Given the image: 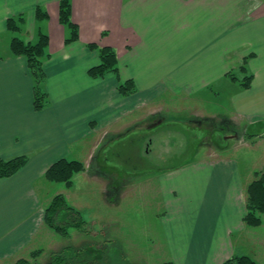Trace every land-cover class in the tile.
<instances>
[{
	"label": "crops",
	"instance_id": "1",
	"mask_svg": "<svg viewBox=\"0 0 264 264\" xmlns=\"http://www.w3.org/2000/svg\"><path fill=\"white\" fill-rule=\"evenodd\" d=\"M70 1L79 38L66 44L70 32L59 20L60 0H0V160L28 158L16 174L0 179V264L21 258L46 227L53 197L65 194L39 192L53 164L82 157L86 174L109 137L129 133L137 123L153 131L146 146L151 155L163 128L159 125L179 121L167 117L164 104L227 97L224 116H194L185 123L213 130L223 120L229 127L226 134L242 145L248 146L250 130L264 140V0ZM38 7L47 13L45 20H36ZM18 15L26 19L22 40L37 41L39 31L50 40L42 84L48 104L40 111L34 109L27 60L10 51L14 34L7 30V20ZM92 44L116 51L118 74L90 77L89 70L101 62ZM244 61L243 73L254 76L248 89L228 79ZM128 80L137 91L124 97L118 87ZM140 109H146V117L136 120ZM184 174L190 175L185 192L178 185ZM97 176L91 179L108 187ZM249 176L244 180L239 166L221 160L185 163L148 176L149 182L158 178L168 205L163 241L153 244L163 247L174 264H223L232 255L249 256L243 236L247 188L254 179ZM255 229L252 249L264 264L263 238L257 231L263 228Z\"/></svg>",
	"mask_w": 264,
	"mask_h": 264
},
{
	"label": "rangeland",
	"instance_id": "2",
	"mask_svg": "<svg viewBox=\"0 0 264 264\" xmlns=\"http://www.w3.org/2000/svg\"><path fill=\"white\" fill-rule=\"evenodd\" d=\"M0 52H3L2 47ZM234 71L235 69L232 70ZM234 76L238 80H243L248 74L242 73L239 69L234 72ZM228 79H231L230 75ZM143 108H146L145 104ZM227 108H229L227 97L220 99L210 97L199 103L183 98L171 102L169 106L164 104L167 117H177L179 121L159 125V128H163L157 135L158 138L153 141L151 155L146 154V146L153 131L148 130L146 124L137 123L129 133L109 137L96 153L92 168L88 169L86 174L75 175L71 188L64 184L45 181V187H40L39 192L48 197L63 190L69 205L80 211L92 235H83L78 230L70 228L71 235L66 238L44 227L41 234L34 238L31 246L21 253L20 257L35 259L32 254L42 249L43 253L34 261L45 264L52 251L67 245L79 246L88 240L103 244L105 240L111 239L117 243L114 249L122 252L132 264L167 262V251L153 242L160 245L163 241L162 218L167 212L168 205H165L166 198L158 178H151L149 182L148 176H157L165 169L185 163L218 160L239 166L244 180L250 178L251 174L254 177L253 182L264 173V140L260 139L254 130H250V135L246 136L248 146H245L240 144V139H230L226 134L229 127L223 125V120L218 121L213 130L207 125L197 130L191 124L185 123V120L191 121L194 116L199 119L213 115L224 116ZM135 117L136 120L146 117V109H140ZM166 129L171 131L165 132ZM208 133L210 139L206 136ZM170 144H174V147L171 148ZM210 144L211 149L208 146ZM167 146L171 148L169 152L164 150L168 148ZM76 160L81 161L82 157ZM97 175L105 179L108 187L91 179L93 178L91 176L99 177ZM178 185L181 190L187 191L190 188V175L184 174L178 180ZM262 217L264 224V215ZM263 224L260 226L263 230L257 231L262 234L264 244ZM246 229L247 232L243 235L247 242L245 245L249 247V256L258 263L252 249L256 229L247 226ZM234 239L237 245L238 240L236 237Z\"/></svg>",
	"mask_w": 264,
	"mask_h": 264
},
{
	"label": "trees",
	"instance_id": "3",
	"mask_svg": "<svg viewBox=\"0 0 264 264\" xmlns=\"http://www.w3.org/2000/svg\"><path fill=\"white\" fill-rule=\"evenodd\" d=\"M47 13L38 7L36 20H45ZM25 17L18 15L7 20V30L14 34L10 42V51L13 56L26 58L30 74L34 80V109L40 111L48 104V95L44 92L42 84L46 78L44 61L49 57L47 49L50 44L49 37L38 32L35 42H25L20 38L23 32ZM60 23L66 27L70 35L66 44L78 40L79 29L72 21V4L70 0H60L59 8ZM19 35V36H18ZM91 49L98 50L100 64L89 70L90 77L94 79L104 78L110 73H119L118 56L111 47H99L95 44L89 45ZM246 61L240 67L245 72ZM233 81H238L244 89L250 88L253 81V74H248L243 80H238L234 74L230 75ZM137 88L133 80L121 83L118 92L121 96L127 97L136 93ZM28 163L26 156H19L10 160H0V179L8 178L20 171ZM86 170L84 163L79 160L61 159L53 164L45 174V179L51 183L64 184L67 188L73 186V179ZM264 215V173L254 180L247 188L246 214L243 219L247 227L258 228L263 224ZM45 226L63 237H70V228L78 230L83 235H92L87 229V223L83 220L80 211L69 205L64 194H57L46 209ZM116 241L105 240L104 243L85 241L79 246L67 245L49 254L45 264H132L119 250L114 249ZM43 250H37L32 254L35 259L20 258L15 264H38L37 257L41 256ZM162 264H174L167 261ZM223 264H258L248 255L231 256Z\"/></svg>",
	"mask_w": 264,
	"mask_h": 264
},
{
	"label": "flooded vegetation",
	"instance_id": "4",
	"mask_svg": "<svg viewBox=\"0 0 264 264\" xmlns=\"http://www.w3.org/2000/svg\"><path fill=\"white\" fill-rule=\"evenodd\" d=\"M211 145V144H210ZM209 146V145H208Z\"/></svg>",
	"mask_w": 264,
	"mask_h": 264
}]
</instances>
